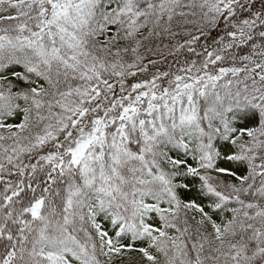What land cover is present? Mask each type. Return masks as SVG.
Segmentation results:
<instances>
[{"label":"snow or ice","instance_id":"obj_1","mask_svg":"<svg viewBox=\"0 0 264 264\" xmlns=\"http://www.w3.org/2000/svg\"><path fill=\"white\" fill-rule=\"evenodd\" d=\"M0 264H264V0H0Z\"/></svg>","mask_w":264,"mask_h":264},{"label":"trees","instance_id":"obj_2","mask_svg":"<svg viewBox=\"0 0 264 264\" xmlns=\"http://www.w3.org/2000/svg\"><path fill=\"white\" fill-rule=\"evenodd\" d=\"M189 27H191V26H189ZM193 31H194V29H193ZM215 34L216 33H213V35H215ZM210 41H211V37H208L207 39L201 38V40H200V46H204L207 43H209ZM164 43H169V41L165 40ZM171 43H175V41H172ZM160 46H161V48H163V44H161ZM164 52H165V55L164 56H156V57H153L154 59H157L158 61H160V63L157 65V68L152 69L153 71H157V70L167 71L169 69V65L174 64L175 58L167 55V49H164ZM188 55H190V54L185 51L180 56V59L183 60V58L185 56H188ZM17 70H19V69H17Z\"/></svg>","mask_w":264,"mask_h":264}]
</instances>
